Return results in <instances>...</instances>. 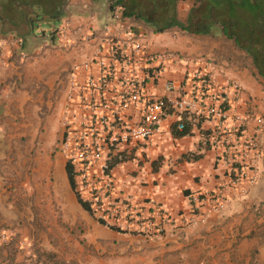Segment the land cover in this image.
<instances>
[{
	"label": "crops",
	"instance_id": "1",
	"mask_svg": "<svg viewBox=\"0 0 264 264\" xmlns=\"http://www.w3.org/2000/svg\"><path fill=\"white\" fill-rule=\"evenodd\" d=\"M109 16L107 0H65L58 17L34 18L35 35L0 29L10 60L0 67V264H264V128L256 182L225 190L229 201L203 222L144 238L109 229L80 205L84 201L70 187L57 149L65 75L94 46L95 40L83 42L82 35L101 31ZM127 17L137 34L153 32ZM61 26L69 45L59 47L52 39L53 45L45 43L38 52L37 30ZM26 37L35 39L36 47L26 48ZM184 37L187 44L179 53L212 62L218 81L238 80L240 112L260 116L264 124V77L256 74L251 59L232 43L229 49L221 47L218 35ZM180 73L181 66L170 65L161 80L150 84V94L163 95L162 80L178 79ZM175 123L176 116L168 114L161 132L149 141L118 147L107 162L117 193L186 213L189 194L215 190L225 179L226 165L206 140L213 123L186 119L188 131L182 136L174 135ZM86 245L104 253L86 254Z\"/></svg>",
	"mask_w": 264,
	"mask_h": 264
},
{
	"label": "built area",
	"instance_id": "2",
	"mask_svg": "<svg viewBox=\"0 0 264 264\" xmlns=\"http://www.w3.org/2000/svg\"><path fill=\"white\" fill-rule=\"evenodd\" d=\"M37 35L41 38L38 52L43 42L52 39L59 47L69 45L65 26L50 32L37 30ZM81 40L95 43L87 57L72 62L66 71L57 149L70 170L75 192L92 216L117 232L152 238L220 213L229 201L225 190L256 182L263 119L240 112L241 88L234 79L218 81L212 62L205 58L151 51L118 5L101 31H88ZM5 42L0 37V67L10 61ZM173 64L181 66L180 77L164 78L163 95L152 96L150 84L161 80ZM168 114L176 116L178 132L185 129L186 119L211 121L207 143L226 165L225 179L215 190L189 194L186 213L173 212L154 200L141 203L132 193H117L107 167L120 145L136 147L158 135Z\"/></svg>",
	"mask_w": 264,
	"mask_h": 264
},
{
	"label": "trees",
	"instance_id": "3",
	"mask_svg": "<svg viewBox=\"0 0 264 264\" xmlns=\"http://www.w3.org/2000/svg\"><path fill=\"white\" fill-rule=\"evenodd\" d=\"M64 1L0 0V29L2 32H18L19 36L33 33L34 18L58 17ZM194 1L198 5L189 10L185 21L176 18L175 0H107V3L109 11L118 5L122 8L123 15L141 20L153 26L155 31L174 26L188 33L218 35L230 40L234 47L242 50L251 59L256 74L264 77V0ZM148 5L153 7L150 15L146 13ZM157 8H160V13L154 17V10ZM187 129L186 126L182 132L173 133L182 136L187 133ZM66 175L72 188L73 181L68 167ZM79 203L84 210L91 213L86 202ZM96 220L113 229L103 220Z\"/></svg>",
	"mask_w": 264,
	"mask_h": 264
},
{
	"label": "rangeland",
	"instance_id": "4",
	"mask_svg": "<svg viewBox=\"0 0 264 264\" xmlns=\"http://www.w3.org/2000/svg\"><path fill=\"white\" fill-rule=\"evenodd\" d=\"M175 13L178 16H181L182 21H185L186 16L189 12V10L191 8H194L196 5H198L197 2H195L194 0H175ZM153 11V7L151 5H148L146 13H148L150 15V13ZM155 11V15L154 17H156L159 13H160V8H157ZM145 23V22H144ZM148 27H150L153 32L149 33L148 35H143L140 34L139 37L141 39V41L146 44L147 46H153V47H158L159 50L157 51H174V52H182L180 50V48L184 47L187 42H186V38L184 36L189 35V33L187 31H183L177 27H169L167 29H164L162 31H155L154 27L147 24ZM15 32V31H14ZM16 34L18 35V32H16ZM38 36L37 40V44L41 43L40 40V36ZM25 40V46L26 48L29 47H36L35 45V39H31L29 37H26ZM219 41H217L219 43V45L223 48L229 49L231 47V42L230 40H227L223 37H220V39L218 38ZM43 42V40H42ZM44 45L45 43L48 42H43ZM51 45H53L52 42H50ZM35 45V46H34ZM21 50H19L17 52V54L20 53ZM187 55V54H186ZM59 66V64H58ZM62 67V66H61ZM237 82V84L240 87V82H238V80H235ZM17 82V81H15ZM55 119V118H54ZM85 253H98L100 252L99 249L94 250L92 249V247L86 245L85 246ZM100 253H104V252H100ZM103 254H100V256H102ZM117 262H109V261H103V264H116ZM86 264H89V262H86Z\"/></svg>",
	"mask_w": 264,
	"mask_h": 264
}]
</instances>
